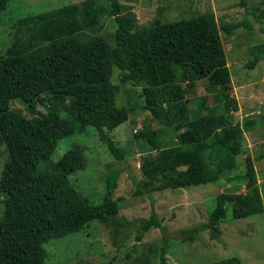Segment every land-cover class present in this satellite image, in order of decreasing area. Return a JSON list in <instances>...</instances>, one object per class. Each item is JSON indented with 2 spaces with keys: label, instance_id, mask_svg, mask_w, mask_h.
Masks as SVG:
<instances>
[{
  "label": "trees",
  "instance_id": "16d2710c",
  "mask_svg": "<svg viewBox=\"0 0 264 264\" xmlns=\"http://www.w3.org/2000/svg\"><path fill=\"white\" fill-rule=\"evenodd\" d=\"M10 1L0 0V21ZM246 11L264 23V0ZM106 17L116 23L110 37L98 32ZM243 27L250 26L245 21L219 26L213 12L138 27L132 6L123 0H84L17 20L11 45L0 53V145L8 152L0 179V264H47L48 243L82 233L92 223L117 221L120 201L114 193L120 171L107 176L105 196L95 204L70 180L86 169L83 148L74 146L50 162L62 138L87 127L96 129L109 155L121 163L126 153L111 133L137 109L150 112L134 133L148 148L139 195L234 176L238 157L248 152L245 132L254 121L245 127L235 122L240 106L227 92L232 75L221 30L232 37ZM251 54L246 66L254 68L264 59V43L253 46ZM116 68L120 84L114 81ZM200 81L207 95L191 100L188 95ZM128 84L140 89V107L130 99L119 105L121 88ZM192 102L200 114L195 119L188 107ZM166 131L173 137L164 138ZM258 158L264 159V151ZM254 161L251 155L244 158L245 192L219 194L208 222L191 228L184 242L206 229L219 231L230 204L234 219L264 213ZM151 227L164 229L155 211L136 239ZM168 245L164 238L162 262ZM218 264L242 263L233 257Z\"/></svg>",
  "mask_w": 264,
  "mask_h": 264
},
{
  "label": "rangeland",
  "instance_id": "374dc122",
  "mask_svg": "<svg viewBox=\"0 0 264 264\" xmlns=\"http://www.w3.org/2000/svg\"><path fill=\"white\" fill-rule=\"evenodd\" d=\"M82 1L11 0L6 12L1 14L0 53L11 45L17 20ZM262 1L247 0L246 5H242L241 0H123V3L132 6L138 27L151 25L156 20L175 22L212 12L219 26L242 21L249 24V28L238 29L232 37L221 30L232 75L227 92L240 106L239 111L234 113L235 122L245 127L248 120L254 121L253 129L245 132V148L248 152L238 157L234 176L223 178L216 184L185 190L155 191L151 197H147L137 194V191L139 182L143 180L140 169L142 156L148 148H144L143 143L134 138V133L142 130L150 118V112L137 109L128 122L111 133L126 153L121 163L109 155L94 127H87L83 133L62 138L50 162H58L74 146L83 148L87 158L86 169L70 175V180L93 203H100L105 196L107 176L120 171L114 193V199L120 201V211L115 222L107 225L92 223L82 233L48 243L45 246L49 253L47 264H218L233 257L238 258L242 264H264V213L234 219L230 204L227 206V218L220 224L219 231L212 233V230L206 229L198 234L196 240L183 241L191 228L208 222L209 213L216 206L219 194L245 192L247 180L243 173L244 158L247 155L253 158L255 155L257 159L254 164L258 186L264 198V182L261 181L264 179V159L258 158L264 151V59L254 68L246 66L249 59H253L251 48L264 43V23L248 15L246 8L250 9ZM115 31L114 19L106 17L98 32L110 37ZM117 70L114 69L115 72ZM114 81L120 84L118 71ZM139 91V88L129 84L122 86L119 105H127L130 99L140 107L143 99L138 96ZM204 95H207L205 81H200L195 93L188 95V98L193 100ZM16 104L24 108L22 104ZM188 107L191 119L200 117L194 102ZM150 122L154 128L160 127L157 122ZM163 137L168 139L173 135L166 131ZM7 158L8 152L3 143L0 145V179ZM153 211L162 221L164 229L151 227L142 239L137 240L143 221L149 219ZM118 229L120 233H116ZM164 238L168 239L169 245L165 261L162 262Z\"/></svg>",
  "mask_w": 264,
  "mask_h": 264
},
{
  "label": "crops",
  "instance_id": "0c3cea01",
  "mask_svg": "<svg viewBox=\"0 0 264 264\" xmlns=\"http://www.w3.org/2000/svg\"><path fill=\"white\" fill-rule=\"evenodd\" d=\"M246 149H247V148H246ZM252 153H253V152H252ZM254 159H255V161L257 160L255 156H254ZM261 181H263V182H264V179H262Z\"/></svg>",
  "mask_w": 264,
  "mask_h": 264
},
{
  "label": "clouds",
  "instance_id": "9594fccd",
  "mask_svg": "<svg viewBox=\"0 0 264 264\" xmlns=\"http://www.w3.org/2000/svg\"><path fill=\"white\" fill-rule=\"evenodd\" d=\"M259 180V179H258Z\"/></svg>",
  "mask_w": 264,
  "mask_h": 264
}]
</instances>
